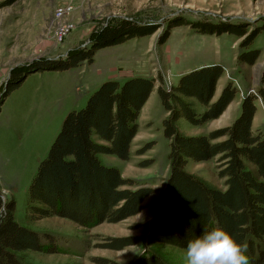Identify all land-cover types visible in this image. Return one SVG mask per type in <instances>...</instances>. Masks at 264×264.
I'll return each mask as SVG.
<instances>
[{
  "label": "rangeland",
  "instance_id": "obj_1",
  "mask_svg": "<svg viewBox=\"0 0 264 264\" xmlns=\"http://www.w3.org/2000/svg\"><path fill=\"white\" fill-rule=\"evenodd\" d=\"M154 27L145 35L94 50L92 60L81 59L63 69L39 67L35 62L66 60L78 50L90 48L104 27L119 20ZM196 22H226L244 27L238 36L230 31L202 32ZM264 0H15L0 8V199L14 201L15 222L35 231L44 249L17 251L21 264H131L149 250L157 251L166 264H185V249L146 239L158 201L169 175V140L163 134L167 115L157 87L176 85L180 75L218 64L215 100L226 82L236 92L222 113L199 125L178 121L186 135L207 134L231 124L238 115L236 103L247 92L255 93L251 130L264 139ZM254 36L253 32L257 31ZM253 31V32H252ZM250 36L246 46L243 42ZM256 49L253 63L238 56ZM21 82L5 88L10 76ZM152 78L154 86L137 116L136 133L128 158L98 154L106 166H115L136 189L152 193L141 201V210L117 222L82 226L66 217L29 216V184L60 130L65 116L85 106L88 97L107 80L123 83L128 78ZM220 137L216 140H220ZM217 157L188 160L185 170L225 188L218 175ZM246 166L255 172L250 163ZM3 209L0 208V216Z\"/></svg>",
  "mask_w": 264,
  "mask_h": 264
},
{
  "label": "trees",
  "instance_id": "obj_2",
  "mask_svg": "<svg viewBox=\"0 0 264 264\" xmlns=\"http://www.w3.org/2000/svg\"><path fill=\"white\" fill-rule=\"evenodd\" d=\"M14 1L0 0V8ZM195 24L202 32L245 34L244 27L236 28L226 22ZM153 30V26L121 19L114 26L100 30L90 48L78 50L66 60L35 64L51 69L67 68L81 59L91 61L97 48ZM257 32L258 29L250 35ZM250 38L243 42L244 46ZM257 55V50L252 49L238 57L241 62L251 64ZM221 73L222 67L213 64L180 75L177 84L167 89L157 87L167 111L162 127L169 140V175L158 201L151 207L146 239L149 244L160 242L185 249L190 240L203 232L221 228L237 243L246 245L249 264H264V139L259 131L255 134L251 130L256 94L247 92L242 97L239 113L228 126L207 134L186 135L179 131V120L199 125L218 117L233 99L236 89L228 81L211 101ZM20 82L19 74L10 76L5 88L11 90ZM153 86L154 80L144 77L128 78L121 84L104 81L88 97L84 107L65 116L29 184L27 206L31 218L58 215L89 227L103 221L117 222L141 210V201L152 189L123 187L132 185V181L122 178L115 166L104 165L98 154L128 158L139 110ZM258 95L264 99V92ZM220 137L223 138L216 140ZM214 157L219 162L218 175L224 178L223 190L185 170L188 160ZM0 208L3 209L0 264H21L17 251H53L42 247L35 231L15 222L12 198L5 202L0 199ZM131 264L166 263L157 251L149 250L136 256Z\"/></svg>",
  "mask_w": 264,
  "mask_h": 264
},
{
  "label": "clouds",
  "instance_id": "obj_3",
  "mask_svg": "<svg viewBox=\"0 0 264 264\" xmlns=\"http://www.w3.org/2000/svg\"><path fill=\"white\" fill-rule=\"evenodd\" d=\"M246 245L237 243L221 228H213L190 240L185 264H249Z\"/></svg>",
  "mask_w": 264,
  "mask_h": 264
},
{
  "label": "crops",
  "instance_id": "obj_4",
  "mask_svg": "<svg viewBox=\"0 0 264 264\" xmlns=\"http://www.w3.org/2000/svg\"><path fill=\"white\" fill-rule=\"evenodd\" d=\"M219 79V78H218ZM225 82H227V81H225ZM223 86V85H222ZM222 88V87H221ZM221 88H220V90H221ZM215 89H216V85H215ZM242 99V98H241ZM241 99L239 100V101H237V105L238 106H236V110H235V113H237L239 110H240V102H241ZM239 113V112H238ZM253 119H254V117H253ZM252 124H253V120H252Z\"/></svg>",
  "mask_w": 264,
  "mask_h": 264
},
{
  "label": "water",
  "instance_id": "obj_5",
  "mask_svg": "<svg viewBox=\"0 0 264 264\" xmlns=\"http://www.w3.org/2000/svg\"><path fill=\"white\" fill-rule=\"evenodd\" d=\"M166 182H167V180H166ZM166 182L164 183V185H163V189H164V187H165V185H166ZM163 191V190H162Z\"/></svg>",
  "mask_w": 264,
  "mask_h": 264
},
{
  "label": "built area",
  "instance_id": "obj_6",
  "mask_svg": "<svg viewBox=\"0 0 264 264\" xmlns=\"http://www.w3.org/2000/svg\"><path fill=\"white\" fill-rule=\"evenodd\" d=\"M166 89V88H165Z\"/></svg>",
  "mask_w": 264,
  "mask_h": 264
}]
</instances>
